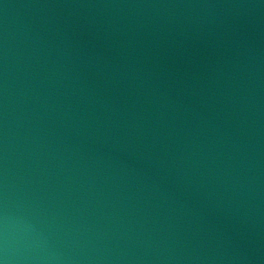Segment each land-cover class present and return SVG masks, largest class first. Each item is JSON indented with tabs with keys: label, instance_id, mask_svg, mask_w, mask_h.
<instances>
[{
	"label": "water",
	"instance_id": "95a60500",
	"mask_svg": "<svg viewBox=\"0 0 264 264\" xmlns=\"http://www.w3.org/2000/svg\"><path fill=\"white\" fill-rule=\"evenodd\" d=\"M0 264H264V0H0Z\"/></svg>",
	"mask_w": 264,
	"mask_h": 264
}]
</instances>
